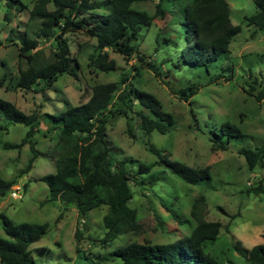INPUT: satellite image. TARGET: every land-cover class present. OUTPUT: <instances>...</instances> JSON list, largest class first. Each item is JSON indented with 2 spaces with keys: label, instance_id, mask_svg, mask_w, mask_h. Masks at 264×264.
Masks as SVG:
<instances>
[{
  "label": "rangeland",
  "instance_id": "1",
  "mask_svg": "<svg viewBox=\"0 0 264 264\" xmlns=\"http://www.w3.org/2000/svg\"><path fill=\"white\" fill-rule=\"evenodd\" d=\"M20 1L24 9L21 5L11 9L0 0V99L11 102L27 115L37 113L38 122L34 136L21 145L30 127L0 118V177L15 181L13 188L0 197V238L9 239L2 226L4 214L16 224H48L47 233L30 246L37 264H120L113 256L120 247L135 242L169 244L189 236L196 227L191 216L192 206L197 198L204 196L206 220L223 225L218 240L207 244V252L222 264H248L234 251V243L241 242L247 249L264 243V193H248L259 183L264 186V167L250 170L245 157L239 154L243 148L256 150L264 144V101L258 102L245 91L247 84L256 78L264 84V34L245 21L257 10L254 0H227L232 24L241 31L232 40L229 53L208 68L192 67L181 60L185 36L180 22L188 0H165V18H156L143 31L139 50L149 62L162 69L171 87L180 90L195 85L199 88L189 102L181 101L152 71L143 68L137 58L125 60L109 51L117 62L116 71L90 68L89 57L96 53L97 41L79 33L65 36L78 77L64 73L52 88L43 92L37 91V86L32 90L18 89L20 69L28 67L27 60L19 57L21 41L26 34L34 38L36 31L35 23L30 22L36 0ZM157 3L146 0L133 7L153 16ZM49 9L53 6L49 5ZM99 12L108 10L102 8ZM164 39L170 42L165 43ZM39 42L38 51L31 54L41 63L52 61L57 51L56 41ZM123 75L128 76L134 88L154 95L163 110L174 117L176 125L166 134L154 132L147 137L136 115L145 109L137 102L128 117L112 116V111L106 114L112 158L124 161L131 172H138L140 164L150 166L151 172L138 176L140 184H131L133 199L129 206L138 212L140 231L105 244L102 243L106 233L103 217L108 212L107 206L91 211L85 220L79 221L76 207L50 201L49 188L39 179L57 172L56 161L64 150L60 143L61 127L51 116L66 109V99L72 106L85 104L94 86L120 82ZM119 106L115 98L110 110ZM226 123L237 126L243 135L230 138L228 143V136L222 132ZM128 124L135 137L129 135ZM216 134L221 140H217ZM213 140L226 144L227 150H217ZM148 143L169 153L174 161L193 168L209 167L212 179L197 185L186 183L159 164L158 157L148 150ZM34 151L38 158L32 169L22 174ZM16 186L22 188L19 199L11 196ZM168 208L176 210L181 219H175ZM77 228L82 232L80 252L76 249Z\"/></svg>",
  "mask_w": 264,
  "mask_h": 264
},
{
  "label": "trees",
  "instance_id": "2",
  "mask_svg": "<svg viewBox=\"0 0 264 264\" xmlns=\"http://www.w3.org/2000/svg\"><path fill=\"white\" fill-rule=\"evenodd\" d=\"M3 1L11 9L15 5L25 8L20 0ZM144 1L146 0H36L30 12V22L36 26L35 37L30 38L26 34L21 41L19 57L20 60H27L28 67L20 69L16 87L32 90L37 86L36 90L43 92L52 88L58 77L64 73L78 77L76 68L72 67L74 59L65 36L79 33L97 41V51L89 57L90 68L102 72L116 71L117 62L111 58L109 51L121 55L125 60L137 58L143 68L152 71L181 101L189 102L199 88L191 85L180 90L174 89L166 80L168 76L162 69L149 62L147 56L139 50L138 42L143 31L148 30L156 18L162 20L167 14L165 0H156L158 3L153 16L133 7ZM254 3L257 10L246 17L245 21L248 26H254L264 34V0H254ZM49 5L53 6L52 10ZM102 8H106L108 12H99ZM180 25L185 36L181 60L192 67L208 68L217 62L229 53L232 40L241 31L239 26L232 24L231 8L227 0H188ZM42 39H54L57 44L54 59L47 63L39 62L37 56L31 54L38 51L39 40ZM164 41L170 42L169 39ZM75 64L79 67L77 60ZM247 86L245 91L248 95L258 102L264 101L263 82L256 78ZM115 98L120 106L110 110ZM136 102L145 109L136 115L140 120V129L147 137L154 132L166 134L175 128L174 117L163 110L162 103L154 95L134 88L127 75H123L120 82L94 86L92 96L85 104L72 106L66 99V109L51 116L54 123L61 127L60 143L64 150L56 161L57 172L43 176L39 181L47 184L50 201H60L66 206L76 207L79 221L85 220L91 211L107 206L108 212L103 217L106 233L102 243L105 244L141 229L137 210L129 206L133 199L131 184H140L138 176L149 174L151 167L140 164L139 171L134 173L127 168L124 161L112 158L106 116L112 111V116L128 117ZM1 117L30 127L27 138L21 145H25L34 136L35 124L38 122L37 113L27 115L11 102L0 99ZM222 132L228 136V143L230 138L243 135L237 126L230 123L222 126ZM128 133L135 137L130 124ZM216 137L221 140L220 135L216 134ZM217 140H213L215 148L227 150V145L217 143ZM147 148L158 157L160 165L190 185L212 179L209 167L193 168L174 161L169 153L160 151L151 143H148ZM239 154L245 157L250 170L264 167V144L256 150L243 148ZM37 158L38 154L34 151L22 174L32 169ZM14 185V180L7 181L0 177V197L5 196ZM248 193H264L263 184L252 187ZM206 208L204 196L195 200L191 216L196 227L189 236L169 244L130 243L116 249L113 256L121 261L120 264H222L207 252V244H214L218 240L223 225L206 220ZM168 211L175 219H181L176 210L168 208ZM62 217L63 215L58 221ZM1 218L3 230L9 239L0 238V264H37L30 246L47 233L48 224H16L4 214ZM81 239L82 232L77 228L75 241L78 252L81 251ZM233 249L248 264H264V243L247 249L241 242H235Z\"/></svg>",
  "mask_w": 264,
  "mask_h": 264
},
{
  "label": "built area",
  "instance_id": "3",
  "mask_svg": "<svg viewBox=\"0 0 264 264\" xmlns=\"http://www.w3.org/2000/svg\"><path fill=\"white\" fill-rule=\"evenodd\" d=\"M22 190L21 186H16L14 188V191L11 192V196L12 198L14 199H19L21 196H20V191Z\"/></svg>",
  "mask_w": 264,
  "mask_h": 264
}]
</instances>
